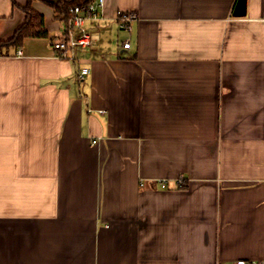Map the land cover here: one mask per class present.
Masks as SVG:
<instances>
[{
	"label": "crops",
	"instance_id": "crops-1",
	"mask_svg": "<svg viewBox=\"0 0 264 264\" xmlns=\"http://www.w3.org/2000/svg\"><path fill=\"white\" fill-rule=\"evenodd\" d=\"M237 1L104 0L67 59L33 0L48 35L0 50V264L264 261V0Z\"/></svg>",
	"mask_w": 264,
	"mask_h": 264
},
{
	"label": "built area",
	"instance_id": "built-area-1",
	"mask_svg": "<svg viewBox=\"0 0 264 264\" xmlns=\"http://www.w3.org/2000/svg\"><path fill=\"white\" fill-rule=\"evenodd\" d=\"M104 6V0H93L84 6H74L69 10V16L64 21V29L61 34L52 40L51 46L55 50L58 57L74 59L75 51L78 49H86L93 47L99 36L96 31L90 30L86 23L90 20L99 19V11ZM138 14L134 11H119L116 16V21L121 30L127 32L132 31L133 22L138 20ZM124 49L131 47L130 40L122 43ZM22 50H18V55H22ZM89 72V68H81L79 78H83ZM96 142V141H94ZM177 186L185 183L184 178L180 177L177 180ZM161 187H167L165 180H160ZM236 264H264V261H250L246 259L237 260Z\"/></svg>",
	"mask_w": 264,
	"mask_h": 264
},
{
	"label": "trees",
	"instance_id": "trees-1",
	"mask_svg": "<svg viewBox=\"0 0 264 264\" xmlns=\"http://www.w3.org/2000/svg\"><path fill=\"white\" fill-rule=\"evenodd\" d=\"M50 6L54 11L55 19L65 21L69 16V10L74 6H84L93 0H40ZM16 5L15 0H12ZM33 0H28L24 12L26 14V20L22 26H20L11 39L8 41H0V50L4 46L18 47L22 44L23 40L27 37H46L48 30L45 26V17L42 13L38 12L32 7ZM180 187H185V184H181Z\"/></svg>",
	"mask_w": 264,
	"mask_h": 264
},
{
	"label": "water",
	"instance_id": "water-1",
	"mask_svg": "<svg viewBox=\"0 0 264 264\" xmlns=\"http://www.w3.org/2000/svg\"><path fill=\"white\" fill-rule=\"evenodd\" d=\"M236 17H243L246 15V0H238L234 9Z\"/></svg>",
	"mask_w": 264,
	"mask_h": 264
}]
</instances>
